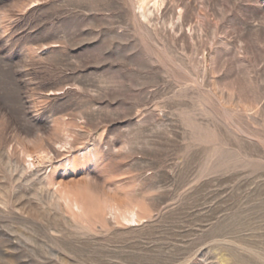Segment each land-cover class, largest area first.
Returning a JSON list of instances; mask_svg holds the SVG:
<instances>
[{
    "label": "rangeland",
    "instance_id": "obj_1",
    "mask_svg": "<svg viewBox=\"0 0 264 264\" xmlns=\"http://www.w3.org/2000/svg\"><path fill=\"white\" fill-rule=\"evenodd\" d=\"M0 264H264V0H0Z\"/></svg>",
    "mask_w": 264,
    "mask_h": 264
}]
</instances>
